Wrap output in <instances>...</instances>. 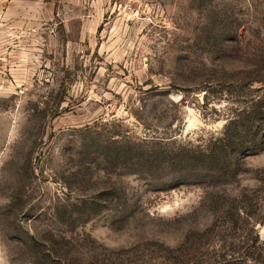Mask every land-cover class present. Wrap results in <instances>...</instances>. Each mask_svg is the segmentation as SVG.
Masks as SVG:
<instances>
[{
    "label": "rangeland",
    "instance_id": "1",
    "mask_svg": "<svg viewBox=\"0 0 264 264\" xmlns=\"http://www.w3.org/2000/svg\"><path fill=\"white\" fill-rule=\"evenodd\" d=\"M258 68L264 0H0V264H264Z\"/></svg>",
    "mask_w": 264,
    "mask_h": 264
},
{
    "label": "trees",
    "instance_id": "2",
    "mask_svg": "<svg viewBox=\"0 0 264 264\" xmlns=\"http://www.w3.org/2000/svg\"><path fill=\"white\" fill-rule=\"evenodd\" d=\"M256 73H258L257 74V75H259L258 77H260L262 80H264V70L262 68L256 69ZM247 113L250 114V113H252V111H250V109H249V110H247ZM248 114L246 116H248ZM244 126H246V124L242 123V117H233L229 120V123L226 126L227 127L226 130H228L230 127H232L233 132H235V134H238V133H240V130H239L240 127H244ZM224 138H216V140H215V146H213L214 150L211 151L212 152V155H210L211 160H209V161H211L212 164H218L221 161H224V160H220L222 158V154H219L220 151H224L226 153V150H225L226 144L223 143L225 140ZM238 144L240 145L242 143H238ZM252 145L255 146L256 145L255 142L253 144H251V146ZM239 147H241V146H239ZM141 155H143V154L138 152V157L140 158V160H133L131 162L132 165L140 166L144 169H150V167L153 164V160H141V158H142ZM174 161L175 162H180V161L185 162L184 160H174ZM191 161L199 162L202 160H191Z\"/></svg>",
    "mask_w": 264,
    "mask_h": 264
},
{
    "label": "water",
    "instance_id": "3",
    "mask_svg": "<svg viewBox=\"0 0 264 264\" xmlns=\"http://www.w3.org/2000/svg\"><path fill=\"white\" fill-rule=\"evenodd\" d=\"M33 239H35V237L33 236Z\"/></svg>",
    "mask_w": 264,
    "mask_h": 264
}]
</instances>
